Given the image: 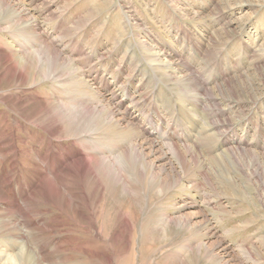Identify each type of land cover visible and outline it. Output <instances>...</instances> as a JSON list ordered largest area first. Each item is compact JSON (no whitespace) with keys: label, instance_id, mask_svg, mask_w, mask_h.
<instances>
[{"label":"rangeland","instance_id":"obj_1","mask_svg":"<svg viewBox=\"0 0 264 264\" xmlns=\"http://www.w3.org/2000/svg\"><path fill=\"white\" fill-rule=\"evenodd\" d=\"M0 97V264H264V0H0Z\"/></svg>","mask_w":264,"mask_h":264},{"label":"bare ground","instance_id":"obj_2","mask_svg":"<svg viewBox=\"0 0 264 264\" xmlns=\"http://www.w3.org/2000/svg\"><path fill=\"white\" fill-rule=\"evenodd\" d=\"M50 51V50H49ZM254 76V75H253ZM255 77V76H254ZM243 82V81H242ZM245 83V82H244ZM248 84V83H247ZM249 85V84H248ZM247 85V86H248ZM233 87V86H232ZM240 88V87H239ZM1 98V97H0ZM115 117V116H114ZM9 118H11V120H13V116L11 115ZM7 121H8V123L9 124H11L10 123V120H6V121H4L3 123H7ZM15 121V120H14ZM1 126H2V123H0V132H1ZM10 126V125H9ZM13 127V126H12ZM11 128V127H10ZM8 129V128H7ZM79 130V129H78ZM193 133V132H192ZM7 135H9V136H7ZM6 137V138H5ZM2 138H5V139H9L10 141H11V144L8 146V145H6L7 146V149L5 150V151H0L1 153H0V157H5V158H11V160L13 161L11 164H10V166H9V169H8V171H4V170H7L6 168H3L4 170H2V173H0V178L3 180V183H2V185H3V190H5V191H7V193L6 194H4L2 197L0 196V210L2 211V208H1V205H3V204H6V202H12V199H16V202L18 201V197L17 196H15V194L13 195V193H14V185H13V183H14V179H12V178H14L13 176H11V171L10 170H15V168H16V163L14 162V161H16V159H15V152H14V142L12 141L13 140V136L11 135V134H7V133H5L4 131H3V133L1 132V137H0V142H1V139ZM2 144V143H1ZM4 145V144H3ZM151 146V145H150ZM169 146V145H168ZM153 147V146H152ZM157 147H159V146H157ZM170 148H171V146H170ZM173 148V147H172ZM3 149V148H2ZM145 149V148H144ZM149 149H150V147H149ZM157 149V148H156ZM161 150V149H160ZM174 151V150H173ZM150 152V151H149ZM157 153V152H156ZM173 153V152H172ZM183 155V154H182ZM195 156H197L196 154H195ZM57 157V156H56ZM183 157V156H182ZM181 159V158H180ZM195 159V158H194ZM194 161V160H193ZM80 162H82V161H80ZM84 166H86V167H84V168H90L89 166H88V162L87 161H85V164H84ZM83 168V169H84ZM193 168V167H192ZM12 185H13V187H12ZM20 186H22L21 184H20ZM11 190H13V192H11L10 194H11V196L12 197H10V198H8V195H9V192L11 191ZM10 209V208H9ZM9 211V210H8ZM7 211V214H9V215H11L12 214V212L11 211H9L8 212ZM0 232H1V229H0ZM55 245V244H54ZM44 245H40L39 247H40V249L42 250V249H44V247H43ZM58 246L57 245H55L54 246V248H57ZM12 257H13V261H11L10 263L11 264H19L20 262H22V264H28V260H30L29 258L31 257V255H30V252H27V250H26V248L24 249H21V251L20 252H18V253H16V254H13V255H11ZM11 256L9 257V258H11ZM1 260V259H0ZM9 263V264H10ZM7 264V263H6Z\"/></svg>","mask_w":264,"mask_h":264}]
</instances>
